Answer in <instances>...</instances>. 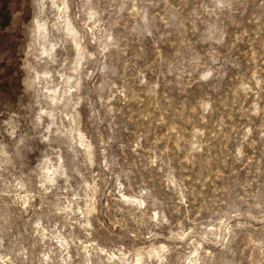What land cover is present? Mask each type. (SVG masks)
Returning <instances> with one entry per match:
<instances>
[{
  "label": "clouds",
  "instance_id": "obj_1",
  "mask_svg": "<svg viewBox=\"0 0 264 264\" xmlns=\"http://www.w3.org/2000/svg\"><path fill=\"white\" fill-rule=\"evenodd\" d=\"M0 264H264V0H9Z\"/></svg>",
  "mask_w": 264,
  "mask_h": 264
},
{
  "label": "rangeland",
  "instance_id": "obj_2",
  "mask_svg": "<svg viewBox=\"0 0 264 264\" xmlns=\"http://www.w3.org/2000/svg\"><path fill=\"white\" fill-rule=\"evenodd\" d=\"M9 6V0H0V45L14 47V42L8 31L12 23V14L9 11Z\"/></svg>",
  "mask_w": 264,
  "mask_h": 264
}]
</instances>
